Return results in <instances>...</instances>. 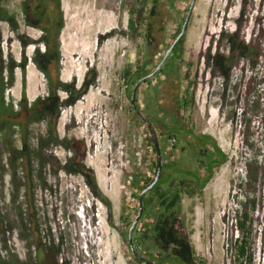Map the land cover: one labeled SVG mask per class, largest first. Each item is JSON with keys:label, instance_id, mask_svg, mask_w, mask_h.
Masks as SVG:
<instances>
[{"label": "rangeland", "instance_id": "1", "mask_svg": "<svg viewBox=\"0 0 264 264\" xmlns=\"http://www.w3.org/2000/svg\"><path fill=\"white\" fill-rule=\"evenodd\" d=\"M22 2L2 0L1 4L17 16L19 32L39 39L42 31L23 20ZM191 2L157 0L155 14L150 18L154 0H62L65 26L61 33V78L74 81L79 89L88 70L95 76L88 92L61 112L57 131L73 148L58 145L52 152L58 163L64 165L74 149L77 150L79 159H84L85 165L95 171L103 197L93 195L83 176L69 174L60 170V166L55 170L48 166L47 188H36V210L43 241L52 236L63 238L62 257L70 264H146L136 259L122 233L129 229L127 220L133 221L139 210L140 190L129 188V180L134 173L141 179L154 178L157 154L150 140L151 130L133 112L132 78L128 82L123 71L128 66L136 69L139 59L141 62L149 59L147 68L154 70L184 24ZM242 2L197 0L181 44L182 56L177 58L173 69L166 67L151 82H144L137 93L141 111L148 119L154 114L172 124L175 117L195 133L211 135L228 155L227 161L215 168L214 176L201 192L182 196V216L198 264L240 263L234 252L240 235L237 211L253 195L256 197L252 213L253 259L245 260L244 264H264V0H248V19L242 29L247 42L259 49L256 64L240 60L226 82L214 74L208 63L209 54H214L220 45L226 51L222 33L236 28ZM132 19L140 21L132 27ZM143 20L151 22L152 31L156 32L150 46ZM0 34L5 56L12 52L19 61L22 46L16 32L0 20ZM37 46L27 47L29 62ZM40 47L45 50L44 44ZM15 75L19 81L7 91V100H12L18 108L23 94L21 68L16 69ZM43 77L44 80L37 78L41 86L39 95H46L48 91ZM61 95L65 98L67 94L61 92ZM186 97L191 102L182 107ZM154 126L160 146L163 143V154L166 149L169 151V160L176 161L181 168L203 171L198 150L189 147L194 142L192 136L187 135L189 143L177 138L179 147L170 150L171 139L160 136L163 126ZM32 129L36 140L38 134L46 132V124H34ZM0 155V163H6L5 153ZM248 162L263 169L255 193L249 192ZM6 170H2L3 176L0 174V255L7 254L8 246L13 259L18 257L16 264H22L28 250L26 241L19 237L16 223L17 208L24 204V192L16 203L12 202L11 176ZM173 178L174 183L181 184L180 173L173 172ZM155 215L144 210L136 228L137 237L143 233L145 222H149L153 233ZM7 216L14 221L13 230L7 226ZM135 244L146 257L147 253L158 252L148 247L151 246L149 239L137 238Z\"/></svg>", "mask_w": 264, "mask_h": 264}, {"label": "trees", "instance_id": "2", "mask_svg": "<svg viewBox=\"0 0 264 264\" xmlns=\"http://www.w3.org/2000/svg\"><path fill=\"white\" fill-rule=\"evenodd\" d=\"M1 1L0 20L7 22L11 30L16 32V38L22 46L21 59L18 61L12 52H9L5 56L0 43V152H4L6 155V163H0V174L3 176L2 170L6 169L10 173L12 202L16 203L17 198L24 192V204L22 203V206L25 205L26 208L24 209L21 205L18 206L17 222L19 224L16 223L19 237L26 241V248L28 250L27 257L21 262L22 264H70L67 259L62 257L63 238L52 236L49 237V242H46V240L45 242L43 241L40 219L36 210L35 193L37 187L45 189L48 186V166H51L52 170H55L56 166H60V170H64L69 174L83 176L93 195L98 198H103L95 171L85 165L84 159H79V152L77 150L74 149V154L66 160L64 165L58 163L57 158L52 152L53 147L58 145L64 146L66 149L73 148L71 143H67V138H60L57 131L58 122L62 109L74 105L88 92L89 88L94 84L93 76L95 74L91 76L92 74L88 70L82 86L79 89L76 88L74 81H65L61 78V33L65 26L62 0H23V20L26 25L42 31L39 39H34L25 33L19 32L20 23L17 16L4 7ZM156 2L157 0H154V4L150 9V18L155 14ZM248 7V0H243L240 16L236 20V28L234 31L222 33V40L226 41V51H223L220 45L214 54H209L208 56V63L211 65L214 74H217L226 82L230 80L232 71L240 60L246 59L255 65V60L260 56L257 46L251 42H247L246 38L242 36V29L248 19ZM139 21L132 19V27ZM143 22L147 24L145 28L146 37L147 43L150 46L152 39H155L156 32L152 31L153 25L151 22H146V20H143ZM182 27H180L178 33L169 42L168 49L179 35ZM184 38L185 36L179 41V44L175 47L172 55L158 74L163 73L166 67L174 68L177 58L182 56L181 44ZM32 44L38 45L34 50L32 60L37 69L44 74L48 87L47 94L39 95L34 101H30L26 93V72L29 64V56L27 55L26 49ZM42 44L45 45L44 51L40 47ZM149 64V59H145L142 62L139 59L136 69L129 66L124 69L123 76L128 82L132 78L131 84L133 88L143 75L152 71L147 68ZM17 68H21L23 72V94L18 102V108L15 107L12 100H7V91L16 82L15 71ZM151 80L152 78L146 82H151ZM61 92L67 94L65 98L62 97ZM190 102V98L186 97L181 102L182 107L188 105ZM138 106L141 109L139 102ZM132 109L136 118L142 121L133 106ZM152 116H150L149 120L154 125L159 124V126H165L167 129V132L161 131L160 136L169 135V139H173L176 134L177 138H179V134L183 130L185 133L194 136V131L181 125L182 121L177 120L175 117H173V125L171 127L170 124L164 125V119L154 114ZM37 123H45L46 132L38 134L36 140H34L32 125ZM196 138L197 142H199L200 137L196 136ZM201 138L206 142L212 141L215 146V154L213 156H209L203 150L196 152L202 159L200 167L203 168V171L198 173L197 171L178 168L175 164L165 165L163 163L161 179L145 196V213L149 215L156 214L155 221L152 225L153 233H150L151 227L149 226V222H145L143 224V233H141L140 237H137L138 230L136 229L134 239L146 238L150 240L151 246L148 247H152L158 252H150L147 254L155 264H198L196 251L182 216V196L183 194L194 196L195 193L201 192L214 176L215 168L219 167L228 159L227 153L222 150L211 135H204ZM150 140L157 154L152 136ZM18 141L20 142V146L17 143ZM161 149L163 154V143H161ZM214 156L216 157L214 158ZM154 168L156 175L158 170V155L157 161L154 163ZM167 168L172 170L171 173H167ZM20 172L22 173L21 176ZM173 172L181 174L182 181L180 185H177L176 182L174 183ZM262 173L263 169L260 170L258 166H253L252 162H248L247 183L249 192H256V185L260 181ZM154 178L147 177L141 179L139 175L134 173L132 174V180H129L130 184L128 187L138 188L141 193ZM189 180L193 182L190 184ZM255 206L256 197L253 195L244 203V208L241 211H237V228L240 231V235L236 238L234 252L236 259L240 260L238 264H244L245 260L251 262L253 259L252 213ZM31 209L32 212L30 214ZM111 221L113 222L112 217ZM6 222L7 226L13 230L12 226L15 225L13 224L14 221L10 219V216H7ZM132 222L130 219L127 220L129 228ZM128 230L122 233L127 240ZM6 249L7 254L5 256L0 255V264H16L18 260L16 258L18 257L13 259L8 246ZM136 259L144 262L137 256Z\"/></svg>", "mask_w": 264, "mask_h": 264}, {"label": "water", "instance_id": "3", "mask_svg": "<svg viewBox=\"0 0 264 264\" xmlns=\"http://www.w3.org/2000/svg\"><path fill=\"white\" fill-rule=\"evenodd\" d=\"M196 2H197V0H192L180 33L176 37V39L174 40V42L172 43L170 48L166 51V53H165L163 59L161 60V62L157 65V67L154 70H152L151 72L143 75L137 81V83L135 84V86L133 88V92H132V96H131V104H132L135 112L139 115L141 120L151 130V134H152V137L154 139L156 150H157V155H158V170H157L156 176H155L154 180L148 186H146L142 190V192L140 193V196H139V210H138V213H137L135 219L132 222L131 227L128 230V240H129V244H130V247H131L133 253L137 257L142 259L146 264H155V263H153L148 257L144 256L142 253H140V251L136 248L135 239H134V233H135L137 225H138L139 221L141 220V218L143 216V213H144V210H145V196L147 195V193L149 191H151L156 186V184L161 179L162 169H163V159H162V150H161V146H160V143H159L158 133H157L156 127L154 126L152 121L149 120L144 115V113L141 111V109L139 108L138 100H137V93H138V90H139L140 86L144 82H146L148 79L156 76L159 73V71L163 68V66L165 65V63L169 59V57L172 55L175 47L179 44V41L185 36V34H186L187 30H188L190 19L192 17L194 9H195Z\"/></svg>", "mask_w": 264, "mask_h": 264}, {"label": "flooded vegetation", "instance_id": "4", "mask_svg": "<svg viewBox=\"0 0 264 264\" xmlns=\"http://www.w3.org/2000/svg\"><path fill=\"white\" fill-rule=\"evenodd\" d=\"M152 118V117H151ZM149 119H150V117H149ZM167 124H170L171 125V127H172V125L173 124H171V122H169L168 121V119H166L165 121H164V125H167ZM181 125H183V126H185L184 125V123H181ZM162 132L163 131H166L167 132V129L165 128V126L162 128V130H161ZM180 135V137L186 142V143H189V141H190V139H188L187 138V135H189V136H192V135H190V134H188V133H185L184 132V130H183V132L182 133H180L179 134ZM204 135H208V134H205V133H195L194 132V136H192L193 137V140H194V142H193V144L192 145H189V147L190 148H194L195 150L197 149L199 152L200 151H206V153L209 155V156H213V154H215V146H214V144L212 143V141H203L202 140V138L201 137H203ZM196 136H199L200 137V139H199V142H197V138H196ZM168 137H169V135H168ZM176 137V138H175ZM169 146H170V150H173V149H175V148H177V147H179V143H178V141H177V135L175 134L174 135V137H173V139H171V142H170V144H169ZM182 147V146H181ZM183 148V147H182ZM223 150V149H222ZM167 153H169V151H167V149H166V151H165V162H164V164L165 165H168V164H175L178 168H181V167H179L178 166V164H177V162L176 161H174V160H169V158H168V156H167ZM216 156H214V158H215ZM201 158L199 159V161L201 162ZM182 169H185V168H182ZM166 170H168L167 171V173H171V169H166ZM186 170H190V169H186ZM144 254V253H143ZM144 255H146V254H144Z\"/></svg>", "mask_w": 264, "mask_h": 264}, {"label": "crops", "instance_id": "5", "mask_svg": "<svg viewBox=\"0 0 264 264\" xmlns=\"http://www.w3.org/2000/svg\"><path fill=\"white\" fill-rule=\"evenodd\" d=\"M62 48H63V45H62ZM17 50L19 51L20 48L17 47ZM19 53L20 51L18 52V54ZM17 74H18V71H17ZM43 76L44 75L37 69L33 61L30 60L28 64V68H27V94H28V98L30 101H34L39 96V94H41L40 93L41 86L38 84L37 78L40 79L42 77L43 79L41 80H44ZM16 81L17 82L19 81V76L17 77ZM17 98L20 99V97H17Z\"/></svg>", "mask_w": 264, "mask_h": 264}]
</instances>
